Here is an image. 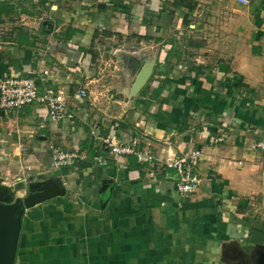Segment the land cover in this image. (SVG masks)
<instances>
[{"label":"crops","instance_id":"crops-1","mask_svg":"<svg viewBox=\"0 0 264 264\" xmlns=\"http://www.w3.org/2000/svg\"><path fill=\"white\" fill-rule=\"evenodd\" d=\"M0 7V79L36 75L77 115L0 113V185L55 176L67 191L27 210L15 264H264V0ZM110 137L162 159L201 150L199 192L110 156ZM53 147L87 158L57 170Z\"/></svg>","mask_w":264,"mask_h":264},{"label":"built area","instance_id":"built-area-1","mask_svg":"<svg viewBox=\"0 0 264 264\" xmlns=\"http://www.w3.org/2000/svg\"><path fill=\"white\" fill-rule=\"evenodd\" d=\"M48 73L45 72V75ZM36 75L25 77H4L0 79V113L6 111H19L28 106L43 107L48 110L50 118L56 122L75 121L76 114L70 109L69 98L60 90L46 88L41 90L37 84ZM81 97L86 96V91L79 92ZM225 140L219 137L215 144H221ZM140 141L133 140L124 143L116 137L103 140V147L112 157H133L138 164L148 163L151 167L147 175L149 179H156L157 170L173 172L169 177L176 181L177 191L183 197L196 195L203 183L199 174V166L202 158L201 150H192L189 154H179L168 149L167 157L162 159L154 154L147 153L140 148ZM255 151L264 155V141H257L253 145ZM25 151V149H22ZM53 166L57 170L72 169L77 167L87 157L75 152L52 148ZM99 162H102L99 160Z\"/></svg>","mask_w":264,"mask_h":264},{"label":"water","instance_id":"water-1","mask_svg":"<svg viewBox=\"0 0 264 264\" xmlns=\"http://www.w3.org/2000/svg\"><path fill=\"white\" fill-rule=\"evenodd\" d=\"M146 80L142 75L140 83ZM39 85V83H37ZM54 179L38 181L29 179L21 188L13 186L6 188L0 185V264H15L23 220L27 210L44 202L67 194L66 189H61L50 184ZM25 192L24 195H20Z\"/></svg>","mask_w":264,"mask_h":264},{"label":"trees","instance_id":"trees-1","mask_svg":"<svg viewBox=\"0 0 264 264\" xmlns=\"http://www.w3.org/2000/svg\"><path fill=\"white\" fill-rule=\"evenodd\" d=\"M8 11L10 12V7H0V21H1V16L6 13L8 14ZM131 162L134 164V165H138V162L136 159H134L133 157L131 158Z\"/></svg>","mask_w":264,"mask_h":264},{"label":"rangeland","instance_id":"rangeland-1","mask_svg":"<svg viewBox=\"0 0 264 264\" xmlns=\"http://www.w3.org/2000/svg\"><path fill=\"white\" fill-rule=\"evenodd\" d=\"M50 172H51V171H50ZM50 174H51V173H50ZM50 174H49V172H48L47 175L49 176ZM53 177H54V178H52V179H54L55 183H51V182H50V184L53 185V186H56V187H58V188H62V184H61L60 180L56 181V178H57V177H55V176H53ZM34 178H36V177H34ZM57 179H58V178H57ZM35 180H36V179H35ZM24 193H25V192H22V193H20V195H24V196H25Z\"/></svg>","mask_w":264,"mask_h":264}]
</instances>
